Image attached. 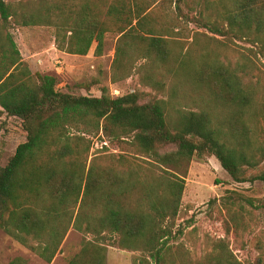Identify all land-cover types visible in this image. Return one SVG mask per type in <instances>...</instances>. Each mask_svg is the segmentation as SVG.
Instances as JSON below:
<instances>
[{
    "label": "trees",
    "instance_id": "16d2710c",
    "mask_svg": "<svg viewBox=\"0 0 264 264\" xmlns=\"http://www.w3.org/2000/svg\"><path fill=\"white\" fill-rule=\"evenodd\" d=\"M200 12L199 25L247 40L264 57V0H219L217 20ZM154 19L131 0H0V115L19 119L27 135L0 164V228L47 263L74 228L118 235L122 248L142 252L133 264H243L224 239L212 243L203 257L193 258L184 248L171 251L165 240L173 232L164 222L178 213L185 181L168 165L180 168L215 156L234 182L264 185V76L246 62L210 65L202 61L204 53L200 58L180 53L175 39L165 37L177 31L160 34ZM37 25L55 28L58 50L86 55L95 43L98 56L115 28L120 35L115 65L145 59L151 69L163 67L180 77L172 96L179 84L193 92L202 88L210 97L207 105L171 114L169 100L142 102L139 92L118 97L107 89L101 96L64 92L55 75L32 70L10 31ZM214 103L235 113L220 117ZM101 132L129 144L136 157L162 173L156 177L137 161L126 167L130 161L122 157L89 164L91 137ZM168 146L174 150L162 151ZM233 208L229 205L228 212L239 224ZM106 252L105 244L85 240L68 264H106ZM7 264L30 261L17 256Z\"/></svg>",
    "mask_w": 264,
    "mask_h": 264
},
{
    "label": "rangeland",
    "instance_id": "374dc122",
    "mask_svg": "<svg viewBox=\"0 0 264 264\" xmlns=\"http://www.w3.org/2000/svg\"><path fill=\"white\" fill-rule=\"evenodd\" d=\"M131 1L135 6L138 4L150 11L155 17L154 20L161 24V26L153 24L156 29L161 28L160 34L177 31L165 37L175 39L173 46L178 47L180 53L189 52L196 58H200L204 53L206 58L202 61L210 65L218 62L233 65L246 62L255 70L259 69L262 77L264 76V57L257 54V48L247 40L214 34L197 23V18L201 15L200 11L211 14L213 20L218 19L219 0ZM10 31L23 59L32 70L55 75L58 78L59 89L64 92L101 96L104 89H107L111 97L139 92L143 97L142 102L157 98L169 100L167 107L171 114H176L178 110L203 109L210 98L204 89L193 92L185 89L183 84H179L177 96H172L174 83L178 82L177 78L180 77L176 78L163 67L151 69L145 59L136 61L135 57L125 66L115 65L120 37L115 28L107 32L103 54L100 56L94 54L95 43L86 55L63 51L59 55L54 52L43 54L46 49L52 48V51H55L56 36L55 28L52 26H13ZM182 74L186 77L184 73ZM85 85H90V88L87 89ZM193 97L195 101H192ZM213 106L220 117L232 116L235 113L233 108L218 106L215 103ZM91 138L89 164L91 159H96L104 165L109 160L118 161L122 157L123 160L130 161L125 165L126 167L130 164L136 166L137 161L144 167L156 171L157 173L154 174L156 177L162 173L158 166H152L150 162L136 157L135 151L125 142L109 140L104 137L103 132ZM26 139V132L21 127L19 119L0 115V164L5 165L17 146ZM164 150L172 151L174 146L165 147L162 151ZM168 167L185 181L178 213L164 222L173 232L165 240L172 248L171 251L176 253L178 248H184L194 256L193 258L203 257L211 250L212 243L224 239L243 264H264L263 183L234 182L215 156L207 157L205 161L195 158L190 163H183L180 168L173 164ZM120 169L126 171L127 168L123 166ZM166 176L171 179L176 178L172 173ZM138 193L136 190L132 192L133 205L137 203ZM229 205H233L234 211L239 213L237 215L239 224L229 214L227 209ZM92 209L91 204L87 206L88 211ZM95 210H99L98 207ZM115 239L117 242L110 244ZM118 239V235L108 232L85 234L70 228L54 264H68L69 259L80 250L85 240L107 246L106 264H133L136 256L141 255L142 252L122 248ZM17 256L29 259L31 264H47L0 228V261L7 264Z\"/></svg>",
    "mask_w": 264,
    "mask_h": 264
},
{
    "label": "crops",
    "instance_id": "0c3cea01",
    "mask_svg": "<svg viewBox=\"0 0 264 264\" xmlns=\"http://www.w3.org/2000/svg\"><path fill=\"white\" fill-rule=\"evenodd\" d=\"M51 53V52H54V54H56V55H59V54H61V51H59L56 47H55V51H52V48H50V49H46L45 51H43V54H45V53ZM0 110H1V107H0ZM62 247H63V244H62ZM61 252V251H60ZM59 252V253H60ZM59 253L56 255V257L54 258V260L51 262V263H47V262H45V263H47V264H54L55 263V261H56V259L58 258V256H59ZM40 258V257H39ZM44 261V260H43ZM31 264V263H30Z\"/></svg>",
    "mask_w": 264,
    "mask_h": 264
}]
</instances>
